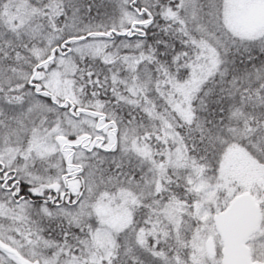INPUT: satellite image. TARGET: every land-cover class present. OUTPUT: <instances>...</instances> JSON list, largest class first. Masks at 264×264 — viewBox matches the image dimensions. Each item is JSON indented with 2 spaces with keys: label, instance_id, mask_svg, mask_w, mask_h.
Instances as JSON below:
<instances>
[{
  "label": "snow or ice",
  "instance_id": "1",
  "mask_svg": "<svg viewBox=\"0 0 264 264\" xmlns=\"http://www.w3.org/2000/svg\"><path fill=\"white\" fill-rule=\"evenodd\" d=\"M0 264H264V0H0Z\"/></svg>",
  "mask_w": 264,
  "mask_h": 264
}]
</instances>
